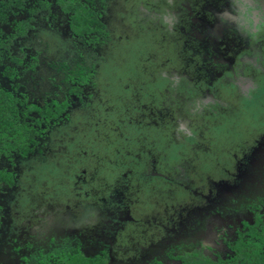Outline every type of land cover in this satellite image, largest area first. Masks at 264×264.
Instances as JSON below:
<instances>
[{"label": "flooded vegetation", "instance_id": "af4514ba", "mask_svg": "<svg viewBox=\"0 0 264 264\" xmlns=\"http://www.w3.org/2000/svg\"><path fill=\"white\" fill-rule=\"evenodd\" d=\"M84 13L101 30L79 33ZM81 35L106 56L136 44L135 121L175 156L144 130L128 169L69 174L54 134L92 98L43 47ZM1 89L18 111L0 124V264H264V0H0Z\"/></svg>", "mask_w": 264, "mask_h": 264}, {"label": "trees", "instance_id": "16d2710c", "mask_svg": "<svg viewBox=\"0 0 264 264\" xmlns=\"http://www.w3.org/2000/svg\"><path fill=\"white\" fill-rule=\"evenodd\" d=\"M87 20L98 21L97 29L101 30L102 23L98 16L95 13L92 15L84 13L77 24L80 28L79 33L85 32L89 26ZM79 40L85 39L81 35L75 41L69 40L72 45H68V41L63 43L61 40L60 47L53 45L43 47V50H47L48 53L60 49L59 52H56L64 61L61 66L65 65V67L62 70L59 68L60 73L58 72L55 77L59 80V86L64 87L70 84L77 93L82 90L89 91L87 96L92 98L91 102L88 100L84 103V108L75 110L73 113L74 126H69L68 123L58 125L57 132L54 134L58 138L60 137L58 140H62L59 143H63L67 147L66 150H63L62 155L64 154L66 159L67 154L68 158H74L73 168L69 174L73 175L74 169L79 170V173H83L82 175L90 174L91 169L87 172H82L80 169L91 165L98 167L97 172H118L119 166L121 167L119 172L128 169L134 160L139 158L136 155L137 150L127 144H131L132 138L144 130L151 134L149 136L151 139L156 138L158 149L167 150L171 157L175 156V150L172 149L176 143L173 141L168 146L169 134L164 135V131L161 132L155 127L138 129L140 124L135 121L139 108L141 111H146L142 107L147 100L145 95L142 92L139 93L135 88L138 85L142 88L143 81L138 85L132 82L134 75L142 74L135 67L136 44L131 47L125 45L122 52L114 50L106 56L101 54L99 49H95V45L89 49L85 45L83 46ZM38 47L40 46L38 45ZM126 55L129 56L125 57ZM123 57H125L124 61ZM82 84L89 85L86 87ZM144 93L146 94V92ZM14 98L13 93L0 90V124L2 123L6 127L13 124V120L10 119V115H12L10 110L13 109L14 113L18 111L17 105L12 102ZM2 113L5 117H2ZM64 132L65 134L61 135ZM122 134L123 136H121ZM54 141L51 139L50 143ZM135 144L137 145V143ZM45 159L46 156L43 157V162H46ZM118 159L119 162L116 161ZM46 165L50 166L52 163ZM41 168L45 169L46 167L42 166ZM110 168L111 170H108ZM90 193L92 195V192ZM82 196L84 195L82 194Z\"/></svg>", "mask_w": 264, "mask_h": 264}]
</instances>
